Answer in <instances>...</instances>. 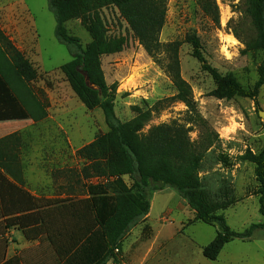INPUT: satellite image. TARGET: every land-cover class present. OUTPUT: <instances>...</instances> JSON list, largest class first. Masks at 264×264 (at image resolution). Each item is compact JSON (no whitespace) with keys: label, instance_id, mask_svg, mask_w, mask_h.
<instances>
[{"label":"rangeland","instance_id":"374dc122","mask_svg":"<svg viewBox=\"0 0 264 264\" xmlns=\"http://www.w3.org/2000/svg\"><path fill=\"white\" fill-rule=\"evenodd\" d=\"M215 2L219 24L203 12L197 0H168L160 34L162 49L156 58L145 51L117 8L103 9L107 36L119 40L123 47L102 55L101 65L106 84L117 90L116 115L126 122L136 116V108L147 110L177 93L167 67L172 58L177 61L198 111L219 135L201 172L205 189L212 202L224 206L217 213L226 218L230 228L243 231L264 219L255 166L240 159L248 150H264V85L256 100L217 97V81L194 56L187 36L199 37L207 66L222 76L232 74L245 89H253L258 81L264 54L246 50L245 43L233 33L235 26L246 32L242 0ZM66 27L84 47L90 45L91 36L81 20L69 21ZM55 30L56 19L48 0H0V39L4 52L11 57L5 63V75L13 70L18 78L23 77L47 112L45 119L26 126L20 138L0 144V162L20 182L10 164L25 168L27 180L42 186L51 177L53 194L69 197L76 190L78 196H85L87 186L103 178L78 151L98 134L107 133L108 127L102 110L88 109L72 90L61 69L72 55L69 47L58 41ZM186 111L182 102L168 104L153 114L144 131L172 121L185 123ZM198 134L196 127L190 136L195 140ZM123 180L131 184L128 176ZM149 201V213L132 227L115 251L116 259L107 264H264V230H257L250 239L227 243L211 261L204 257L203 248L213 241L218 226L197 220L195 211L170 188L152 193Z\"/></svg>","mask_w":264,"mask_h":264},{"label":"trees","instance_id":"16d2710c","mask_svg":"<svg viewBox=\"0 0 264 264\" xmlns=\"http://www.w3.org/2000/svg\"><path fill=\"white\" fill-rule=\"evenodd\" d=\"M56 19L58 41L69 47L72 59L61 69L72 90L88 108H100L108 132L98 134L94 141L78 153L90 162L103 181L87 186L88 197L79 200H44L31 195L13 183L0 170V264H107L116 259L123 239L132 227L142 221L150 210L152 193L170 188L184 199L196 213V219L218 226V231L203 255L215 261L227 243L235 239H250L257 230H264L262 222L253 223L243 231L230 228L226 218L217 213L224 206L210 200L204 177L201 176L205 158L219 142V135L201 116L190 85L179 73L178 63L172 58L167 66L177 93L155 103L151 108H136V116L121 121L115 112L116 87L105 82L101 56L121 51L123 44L106 34L101 12L108 7L118 9L120 16L143 46L156 58L162 49L160 34L165 25L168 0H48ZM203 12L219 24V9L215 0H197ZM241 13L246 20V32L233 28L234 35L247 46L246 50L264 54V0H242ZM81 20L91 36L84 47L80 38L71 35L67 22ZM0 39V97L17 101L36 123L47 117L45 106L31 91L19 74H6L5 63L11 57L4 52ZM194 48V56L211 72L218 87L215 95L232 99L245 96L257 99L264 85V60L259 67V78L253 89H245L232 75L222 76L207 66L201 51V41L195 34L187 36ZM10 50L13 48L10 47ZM20 61L21 56L18 54ZM14 60L17 58L14 57ZM182 102L187 107L185 123L172 121L144 128L153 114L168 104ZM168 103V104H167ZM198 129V138L190 136ZM9 137L0 140H11ZM241 161L255 166V176L261 184L264 200V150H250L240 156ZM0 168L17 178L0 162ZM131 181L127 185L123 177ZM22 183V182H20ZM6 194H11L6 199ZM11 199V200H10ZM264 217V206L261 207ZM40 235L38 245L22 250L6 259L11 228L28 229Z\"/></svg>","mask_w":264,"mask_h":264},{"label":"crops","instance_id":"0c3cea01","mask_svg":"<svg viewBox=\"0 0 264 264\" xmlns=\"http://www.w3.org/2000/svg\"><path fill=\"white\" fill-rule=\"evenodd\" d=\"M35 124V122L30 118L25 109L17 101H5L0 97V140L8 139L13 137L11 140H17L20 133L26 129V126ZM29 135V132H26ZM17 136V137H16ZM1 158V157H0ZM2 162V160L0 159ZM10 169L18 175V179H21L22 183L17 182L10 173H7L4 169L0 170L6 174V176L17 186L23 187L25 190L31 193V195L44 199V200H79L87 198L88 192L85 196H78L75 190L74 195L67 196L65 193H52L51 177L43 182L28 181L25 174V168H19L15 164H10ZM21 174V175H20ZM43 188V193H42ZM6 199H9L11 194H6ZM11 200V199H10ZM35 227H29L28 229H18L11 228L6 233V238L8 239V247L6 252V259H10L13 256L19 254L22 250L36 246L40 242V235H36L33 232Z\"/></svg>","mask_w":264,"mask_h":264},{"label":"bare ground","instance_id":"6f19581e","mask_svg":"<svg viewBox=\"0 0 264 264\" xmlns=\"http://www.w3.org/2000/svg\"><path fill=\"white\" fill-rule=\"evenodd\" d=\"M234 40V39H233Z\"/></svg>","mask_w":264,"mask_h":264}]
</instances>
